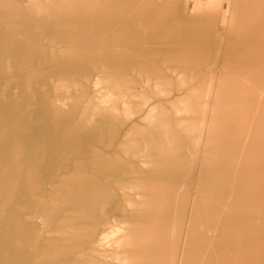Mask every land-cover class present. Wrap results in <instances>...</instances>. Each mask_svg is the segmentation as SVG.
Here are the masks:
<instances>
[{
	"label": "rangeland",
	"instance_id": "374dc122",
	"mask_svg": "<svg viewBox=\"0 0 264 264\" xmlns=\"http://www.w3.org/2000/svg\"><path fill=\"white\" fill-rule=\"evenodd\" d=\"M139 1L0 0V126L34 109L56 159L24 171L33 201L17 212L31 233L46 238L21 247L19 264L177 262L192 194L186 264H264V103L257 108L250 96L264 76V0H243L237 39L246 48L236 41L224 58L222 94L213 100L219 135L204 154L200 119L214 91L211 71L187 64L202 55L205 25L187 34L177 8L146 0L143 16ZM220 24L213 17L207 26L214 38ZM10 142V160L26 162L36 150L28 137ZM212 155L224 162L212 164ZM156 169L167 177L168 201L156 193L141 215L138 206L152 202L146 187ZM134 220L140 230L129 248L123 235ZM156 235L161 255L151 260L147 248Z\"/></svg>",
	"mask_w": 264,
	"mask_h": 264
},
{
	"label": "bare ground",
	"instance_id": "6f19581e",
	"mask_svg": "<svg viewBox=\"0 0 264 264\" xmlns=\"http://www.w3.org/2000/svg\"><path fill=\"white\" fill-rule=\"evenodd\" d=\"M235 1H240V0H235ZM241 1H243V0H241ZM181 17H182V15H181ZM222 32L224 34L223 35V39H224L225 34H226V29L224 28ZM229 33H230V31H229ZM257 108H261V105H260V107L257 105ZM1 110H2V106L0 105V112L2 113L3 111H1ZM34 113H35V110L32 108H29L27 110V112H26V110L25 111L23 110V112H21V113L18 112L19 115L15 116L14 118H11L9 121H5L4 124L2 126H0V146L4 145V149L0 148V155H1L0 158H1V161L5 160V162H6L5 166L0 165V264H19L25 255L24 254L25 251L20 250L21 247H23L24 245L26 247L31 245L32 241H33V244H35V245L39 244L38 242L41 243L43 238L45 237L44 232L40 231L39 229H38L39 231H37L38 233H36V234L31 233L30 232L31 228L26 225L22 216L17 212V208H19L21 206L24 208V210H25V208H27V209L30 208L31 202L33 201L32 196H31L32 188L30 187V184L25 183L23 181L25 178L24 176H26L25 173L28 172L26 170L44 169V168L48 167V164H52V163L55 164L56 163V159L54 160V158L51 159L49 157V155H48L49 151L47 149L51 146L54 147V145H53V143L45 141L41 138L40 133H43V130L38 127V124L36 121V115L37 114H34ZM3 114H4V112H3ZM206 125H207L208 131L207 132L202 131L199 143L204 142V141L210 142L209 137L212 136V134L215 132V129L217 127V123H214V122L202 123V126H206ZM249 135H251V134L249 133ZM18 136L28 137L29 139H31L34 147H36V150L34 149L35 151L33 152V155L31 154L29 156V158L27 157L28 161H26V162H22V161L20 162L17 159L10 160L9 155H11V154H9V150H8L9 145L11 143L10 140L11 139L13 140ZM246 139H247V134H246L245 141H246ZM3 140H5V142H6V140H8V142L1 145ZM204 152H205V149L203 151H201L200 153L204 154ZM238 155H240V154H238ZM201 157H202V159H201V161H202L204 157L203 156H201ZM224 159L225 158L219 159L218 156L212 155L210 158V162L212 164H216L219 160V165H221L222 162H224ZM239 160H240V156L238 157V162H239ZM50 166L51 167L49 169L52 168V165H50ZM165 167H166V165L164 166V168ZM157 169L151 175V179H152L150 181L151 184L146 187V191H147L146 194H148L149 198L151 197L152 202L145 203L143 205L138 206V209H139L141 215L148 213L149 209L151 208V206L153 204V200H154L153 198L156 195V193L166 194L165 191H167L169 189L165 185L167 177L164 176L163 171H161L159 173V171ZM24 171H26V172L24 173ZM37 177H38V175H37ZM29 178L32 179V178H36V177L34 174H30ZM162 179L165 181V183L161 182ZM163 189H165V190H163ZM167 196L168 195L166 194V197L163 199V201H168ZM192 196H193V194H192ZM192 196L190 198H192ZM175 199H177L176 202L178 205H180V203L183 202V199H182L180 192L176 193ZM195 202H196V199L189 202L188 207H187V212H188L187 213V219L184 223V227H186V228H185V232H184L182 246H181L180 253H179V258H178L177 262H175L176 257L174 258V260H173L174 256L171 257L172 260L170 259L171 260V262L169 261L170 264H186L184 261H185L188 253L185 249H187L189 247L187 244H188V240L190 239L189 238L190 223H191L192 218H193V212L197 208ZM174 208H175V206H174ZM10 216H12L14 218L13 223H10V221H9ZM49 222H51V221H49ZM103 222H105V220ZM103 222H102V224H103ZM98 223H100V222H98ZM125 229H127V230H126L125 234L123 235V245L127 246L129 248H133L135 246L136 238H137L139 230H140L139 220L132 221L130 223V225L128 226V228H125ZM33 244L31 245V247L33 246ZM159 244H160L159 243V237H158V235H156L151 239V243H150L149 247L147 248V255H148L149 259L156 260L161 255V254H159ZM51 253L52 252L49 250L47 252L46 256L47 255L49 256ZM40 255H42V254H40ZM43 262H47V261L45 260ZM49 262H51V261H49ZM56 262H54V263H56Z\"/></svg>",
	"mask_w": 264,
	"mask_h": 264
},
{
	"label": "crops",
	"instance_id": "0c3cea01",
	"mask_svg": "<svg viewBox=\"0 0 264 264\" xmlns=\"http://www.w3.org/2000/svg\"><path fill=\"white\" fill-rule=\"evenodd\" d=\"M98 2V0H95ZM110 2V0H108ZM121 1V0H120ZM146 0H140L137 2V5H134L135 8L137 9H142L144 10L143 16H147L146 9H148V6L145 5ZM188 1L193 2V8H192V14L191 16H187V8H189V4L187 3ZM259 1V0H258ZM263 0H260L261 3ZM224 4H226L224 6ZM243 1H235V0H164V9L168 8H177L178 9V14L180 16L182 15V18L184 20V23L186 24V30L185 33L187 34H193L195 30L190 29L191 26H196L197 24H204L205 28L202 29L201 37L199 38L200 41H203L200 44V49H202V55L200 57L192 59V61L188 62L187 65H206L208 64V68L210 69V74H211V89L214 91H211L210 93L206 94V98L209 99L205 103V107L202 111V116L200 119V126L202 127V131L207 132V125L202 126V123H210L214 122L217 123V127L215 129V132L212 134V136L209 137L210 142H213L215 137L218 134V121H217V109L214 106L213 100L216 99L217 95L222 94V87L219 86L220 81H221V74H222V68L225 65L224 63V58H226L230 53H232L235 49H237L235 46H237V43L239 42V46L242 51L246 48L244 46V39L239 40L237 39V27L239 25V13L240 9L242 7ZM216 9H219L218 13H216ZM256 10H261L263 12V7H257L255 8ZM181 12V13H180ZM129 14L127 12H124L122 16L120 17H126ZM260 15L259 12H256L254 18H258ZM215 18L216 20L218 19L220 21V29L216 31V38H214V33L210 32V29H208L207 26H210V20L211 18ZM94 19V17H93ZM207 27V28H206ZM226 29V34L223 39V29ZM91 28L87 31V34L91 33ZM116 32L115 30H109V34ZM230 31V33H229ZM204 34V35H203ZM86 39H88L86 37ZM238 41V42H236ZM245 47V48H244ZM83 50H85V46L83 47ZM245 53H242L241 57L244 56ZM215 56V59L211 60L208 62L210 58ZM104 66H107V62H103ZM256 81H259L258 86L255 89H251V99H253L254 103H257L258 106L262 105L264 103V76L260 77L258 76ZM263 101V102H262ZM201 131V133H202ZM247 134V139L245 141ZM242 139L243 141V147L246 146L248 141L250 140L249 135V130L247 131ZM205 143L207 141L203 142V145L201 146L202 151L205 148ZM241 162V156L240 160ZM235 172V176H236ZM232 192H233V187H232ZM195 194H193L192 198H190V201L195 200ZM177 201V199H175ZM188 213V212H187ZM186 227H184L185 230ZM187 251V249H185ZM185 262V261H184Z\"/></svg>",
	"mask_w": 264,
	"mask_h": 264
}]
</instances>
